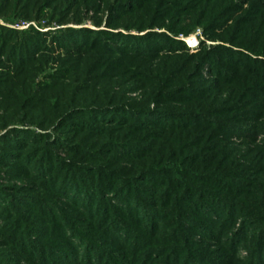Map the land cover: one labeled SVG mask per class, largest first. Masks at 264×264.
<instances>
[{
    "label": "trees",
    "instance_id": "16d2710c",
    "mask_svg": "<svg viewBox=\"0 0 264 264\" xmlns=\"http://www.w3.org/2000/svg\"><path fill=\"white\" fill-rule=\"evenodd\" d=\"M63 1L54 7L62 10L66 1L79 2ZM248 1L251 9H264V2L254 5ZM150 2L126 0L124 15H129L128 23L133 26L109 28L153 30L159 23L150 17ZM231 7L227 5L218 12L212 5L209 15L216 11L214 16L225 19L235 11ZM163 14L169 17L174 12L169 9ZM251 19L246 17V27L237 31L238 42L226 41L232 47L215 50L225 57L227 66L238 64L236 72L226 70L223 76L220 71L225 68L218 67L209 52L199 54L194 67L189 62L193 57L177 56L176 51L184 45L165 33L135 36L66 28L46 38L33 30L19 34L0 29V100L6 101L3 129L35 124L44 132L7 130L0 138V165L13 173L32 167L34 180L39 179L43 185L52 183V191L72 203L79 215L85 213L84 221L95 224L100 235L118 239L113 245L117 249L119 245L120 252L94 249L97 264L232 263L219 258L209 246L199 251L190 248L194 242L176 230L159 232L157 219L175 227L185 221L184 227L189 225L187 229L202 240L218 242V232L208 231L212 222L219 219L214 227L219 230L233 227L241 219L228 251H234L237 240H252L244 264H264V158L255 161L253 169L243 170L251 178L243 174L239 178L224 168L228 158L224 160L216 148L209 147L210 136H204L212 129L216 137L253 139L259 131L243 124V116L234 120L226 117L231 106L226 100H218L222 87L198 83L202 67L207 68L213 73L214 83L219 77V85H234L233 105L245 114L244 118L257 113L255 97L264 91V13L259 20ZM217 25L212 24L210 30L220 27ZM168 29L173 36L188 32L176 25ZM141 59L148 64H140ZM46 70L51 72L43 74V83L36 86L35 79ZM121 85L118 95L124 100L118 102L116 90ZM102 88L106 91H97ZM135 90L140 92L138 101L124 102V95ZM254 100L251 107L246 106ZM153 127L165 135L144 134L145 129ZM50 128L53 131L47 133ZM59 150L69 156L68 163L56 159ZM54 159L57 165L51 169L48 162ZM45 168L51 174H45ZM255 173L257 176H253ZM31 207L38 208L34 202ZM41 214L37 217L48 219L47 225L52 223L53 215ZM15 224L20 225L19 234L25 232L20 218ZM13 237L9 243L15 245L17 235ZM35 255L31 254V259H37ZM84 259L90 263V256Z\"/></svg>",
    "mask_w": 264,
    "mask_h": 264
},
{
    "label": "rangeland",
    "instance_id": "374dc122",
    "mask_svg": "<svg viewBox=\"0 0 264 264\" xmlns=\"http://www.w3.org/2000/svg\"><path fill=\"white\" fill-rule=\"evenodd\" d=\"M125 1L126 0H79V2L75 4L71 3L72 1H66L63 4L65 8L57 10L54 7L55 4H61L64 2L63 0H0V29L14 31L19 34L33 30L46 38L47 35H51L59 29L66 28L90 29L101 33L120 32L124 35L129 34L135 36H142L148 32H155L156 34L165 33L174 41L184 45L185 48L176 51V54H178L177 56L184 55L189 57V59L193 57L189 62L194 67V65L198 64L197 61L199 60L197 57L199 54L209 52L211 54L210 58L217 61L218 67L221 65L225 68L220 71V75L223 76L226 70L228 72H236L238 64H232L230 67L227 66L228 64H226L224 61L225 59H223L225 57L217 55L218 53L215 51L216 48L232 47L228 44L229 42L227 43L226 41L236 40V42H238L235 37L238 35L237 31H239V29L246 27V23L244 22L245 18L247 17L248 20L249 18H257V20H259L261 14L264 13V9L259 10L258 7L256 9H251V4H249L248 0H151L150 3L152 5H143V7L152 6L150 17H153V20L157 21L159 26L155 27L153 30H145L143 32H127L123 29L109 28L110 25L133 26L132 23H128L129 15H124V11L126 10L124 6ZM252 2L255 5V2L263 3L264 0H252ZM212 5L217 7L216 9L218 12H222V9L227 5L232 6L231 8L234 9L231 10L235 11L231 13V15L228 14L227 18L221 19V17L214 16L216 11L209 15ZM206 8H208L209 11H206ZM169 9L173 10L174 14L172 16L166 14L169 17H164V11H169ZM178 10L179 13H176ZM226 14V12H223V15L226 16ZM186 15H189V18H187ZM180 17H182V19H179ZM179 20L182 21L179 22ZM62 21L63 23H58ZM162 24L163 26H161ZM212 24H218L217 27L219 25L220 27L212 31L210 30ZM175 25L178 28L184 29L183 31L188 30V32L186 34L185 32H177L176 36L171 35L168 28H173ZM188 42L190 45H188ZM140 61V64L144 66L148 64V61L144 59ZM203 68L204 67H202L200 71L198 83H200V86L213 83L212 85H217V88L222 87L219 91L221 95L218 100H226L229 106H231L226 117H230L234 120L243 116L241 121L243 124H248L252 127L255 126L259 131L253 139L216 137L217 135L215 132H212V129H208L204 132V136H210L209 147L216 148V152L219 153L221 157H224V160L228 158V160L223 163L226 170L228 169L236 173L239 178L243 177L241 176L242 174L251 178L252 175L243 170L253 169L251 166L254 165V162L264 158V91H262L263 94L261 96L258 95V97H255L256 102H258V106L255 105L257 113L255 115L249 114L248 117L244 118L245 114L239 113V110L235 109V105H233L236 101L233 97V95H235L234 85H219L222 80L219 77L214 83L215 78L212 75V71L209 73L207 68ZM49 72H51V70H46L41 73L42 75L39 74L35 79V83H37L35 85L37 86L43 83L41 80L43 74ZM0 74H2L1 70ZM229 75H231V73ZM120 82L124 83V81ZM123 86L116 90V100H118V102L119 100H124L122 96L118 95ZM101 90L106 91L104 88L98 89L97 91L101 92ZM124 97L127 98L124 102L134 103V101H138L140 92L135 90L132 93L125 94ZM107 99L104 102H107ZM255 100L248 101L246 106L251 107V104L255 102ZM5 102L6 101L0 100V138L10 129L24 130L32 133H44L38 130L35 124H32V126H12L4 130V125L1 123L3 118H5L3 117L5 114L2 112L6 104ZM97 126L100 127L101 125ZM159 130L160 129L154 127L152 129H145L144 134L146 132H155L157 136H160L161 133ZM51 131L53 130L50 128L47 133ZM163 135H165V133L161 134V136ZM215 137L219 139L215 140ZM211 139H214V141L211 142ZM1 149L2 145L0 143V150ZM36 150L39 149H35V151ZM56 157L57 160L61 159L68 163L69 156L63 153V151H57ZM48 164L46 163L45 165L50 166L51 169L56 168L57 165L55 159L52 160V163L48 162ZM203 170L205 171V169ZM47 173L51 174V171L45 168V174ZM253 176H257L256 173ZM51 186L52 183L48 182V184L45 183V185H43L39 182V179L38 182L34 180L32 167L27 171L21 169L13 173L5 168V165H0V264H87L84 258L88 256L91 258L89 264H97L96 250H94L97 249V247L107 251L113 250L114 252H120L122 250L121 247L119 248V245L118 249L117 246L113 245V242L118 240L116 237H111L108 234L100 235V233L97 232V226H95V224L91 225L87 221H84L85 217L83 216H86L85 213L79 215V212L71 206L72 203H68L61 199L58 194L52 191ZM14 187H16V189L13 192L10 189ZM8 189L10 190L8 193L11 194L10 196H12V198L8 193L4 194ZM15 197L16 199H13ZM31 197H35L36 200L37 197H41L42 199L35 202L29 200ZM31 201L37 204L39 209L31 207ZM49 204L50 206H48ZM44 207L47 208L44 209ZM41 209H43L44 212H42L43 210ZM38 213H42L41 215L44 213L46 216L47 214L53 215L54 219L52 223L47 225L46 222L48 219L37 217ZM15 214H18V216H14ZM182 214L190 216L185 212H182ZM17 217L20 218L22 224H24L22 227L25 228V232L22 234H19L17 231L20 228V225L15 224V219ZM162 218L168 220L165 216H162ZM216 218L217 217H215V219ZM161 220L163 219H157L155 222V226L159 232L167 229L169 231L176 230L178 233L187 235L188 238L194 242V244H190V248H197L196 250L199 251L200 248L209 246L212 251L217 253L219 258H227L228 262H232L231 264H244L245 260L249 257L252 240L247 239L246 242H241L239 240L235 241L234 251L232 253L227 249V246L231 244V239H233L232 235L236 233L240 227L241 219H237L233 227L228 226L227 229L223 227L219 230L214 228L219 219L212 222L211 227H208V231L215 234L218 232L220 242H218V240H202L198 233L187 229L189 225L184 227L185 221H181L183 226L175 227L173 225L168 226L169 223H164L167 221ZM28 222H30L29 226ZM12 224H15L16 228H12ZM63 228H66V230L56 236L55 234L59 233ZM245 233H247L246 230ZM16 235L17 239L15 240H17V242L15 245L11 242L9 243L10 238H14L13 236ZM49 235L53 237L50 238ZM49 240H52L51 244ZM27 241L30 245H27ZM124 242L130 243V240ZM19 247L24 250H20ZM35 249H37V252H35ZM31 254H36L35 256L37 259H31ZM34 260H40L41 263Z\"/></svg>",
    "mask_w": 264,
    "mask_h": 264
},
{
    "label": "built area",
    "instance_id": "2783aa9c",
    "mask_svg": "<svg viewBox=\"0 0 264 264\" xmlns=\"http://www.w3.org/2000/svg\"><path fill=\"white\" fill-rule=\"evenodd\" d=\"M188 43H189V42H188ZM188 45H190V43H189Z\"/></svg>",
    "mask_w": 264,
    "mask_h": 264
}]
</instances>
